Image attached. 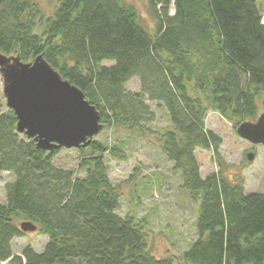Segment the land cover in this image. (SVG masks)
Listing matches in <instances>:
<instances>
[{
    "label": "trees",
    "instance_id": "1",
    "mask_svg": "<svg viewBox=\"0 0 264 264\" xmlns=\"http://www.w3.org/2000/svg\"><path fill=\"white\" fill-rule=\"evenodd\" d=\"M45 15L36 0H0V51L23 62L41 55L82 90L108 128L143 134L165 109L159 147L198 204L196 237L181 256H157L142 219L120 215L107 157L126 159L121 141L93 138L75 169L57 165L16 130L0 96V264H264V194L246 192L222 170L201 175L198 150L219 153L208 110L240 123L258 116L264 92V19L258 0H146L153 26L125 0H55ZM136 78L138 89L126 87ZM155 131V130H153ZM68 149V148H65ZM90 151L86 153L85 151ZM29 220L47 236L42 251L17 253L12 240Z\"/></svg>",
    "mask_w": 264,
    "mask_h": 264
},
{
    "label": "rangeland",
    "instance_id": "2",
    "mask_svg": "<svg viewBox=\"0 0 264 264\" xmlns=\"http://www.w3.org/2000/svg\"><path fill=\"white\" fill-rule=\"evenodd\" d=\"M45 15H51L56 6L55 0H36ZM137 6L142 22L153 26V18L148 12L146 0H125ZM263 10L264 0H258ZM129 89H138V81L132 78L127 82ZM3 77L0 72V96L5 104L3 94ZM155 118L148 123L150 129L143 134L125 129L102 126L93 138L108 145L121 141L126 159L107 157L108 174L119 192L120 215L134 214L142 219L146 240L151 251L157 256L175 255L180 257L182 251L196 237V218L198 204L191 200L182 187V181L173 163L169 161L159 147L156 133L168 127V117L164 108L151 102ZM258 115L264 111V92L257 99ZM239 124L222 118L217 112L208 110L205 125L222 139L218 154L212 151L198 150L196 158L201 175L222 170L230 179L242 180L246 192L264 194V146L252 144L236 132ZM155 130V131H153ZM158 132V134H159ZM253 152L248 159L247 152ZM89 153L90 151H85ZM78 149H61L54 157L57 165L74 168L77 165ZM12 180L9 172H2L0 180V202H5V185ZM47 236L39 228L26 231L22 236L12 240V250L19 253L31 244L38 252L42 251Z\"/></svg>",
    "mask_w": 264,
    "mask_h": 264
},
{
    "label": "water",
    "instance_id": "3",
    "mask_svg": "<svg viewBox=\"0 0 264 264\" xmlns=\"http://www.w3.org/2000/svg\"><path fill=\"white\" fill-rule=\"evenodd\" d=\"M5 104L14 111L16 130L36 141L43 150L87 146L102 128L100 112L80 88L64 79L38 55L23 62L18 55L0 51ZM237 134L252 144L264 146V111L257 118L236 126ZM252 159L254 153L246 154ZM23 232L33 231L29 220L19 223Z\"/></svg>",
    "mask_w": 264,
    "mask_h": 264
}]
</instances>
